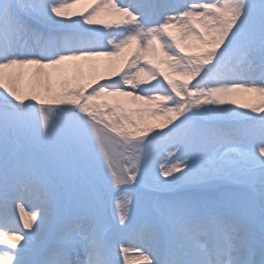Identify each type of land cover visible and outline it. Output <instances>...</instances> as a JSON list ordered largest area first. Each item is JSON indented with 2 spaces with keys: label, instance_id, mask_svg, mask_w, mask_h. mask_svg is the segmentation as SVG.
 <instances>
[{
  "label": "snow or ice",
  "instance_id": "1",
  "mask_svg": "<svg viewBox=\"0 0 264 264\" xmlns=\"http://www.w3.org/2000/svg\"><path fill=\"white\" fill-rule=\"evenodd\" d=\"M0 264H264V0H0Z\"/></svg>",
  "mask_w": 264,
  "mask_h": 264
},
{
  "label": "bare ground",
  "instance_id": "2",
  "mask_svg": "<svg viewBox=\"0 0 264 264\" xmlns=\"http://www.w3.org/2000/svg\"><path fill=\"white\" fill-rule=\"evenodd\" d=\"M82 7H83L82 5H78L76 6V8L72 9V11H79L82 9Z\"/></svg>",
  "mask_w": 264,
  "mask_h": 264
}]
</instances>
